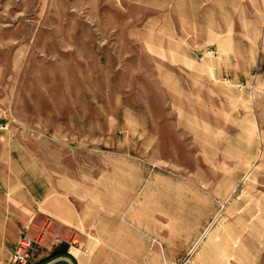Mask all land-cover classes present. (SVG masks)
<instances>
[{"label":"rangeland","instance_id":"374dc122","mask_svg":"<svg viewBox=\"0 0 264 264\" xmlns=\"http://www.w3.org/2000/svg\"><path fill=\"white\" fill-rule=\"evenodd\" d=\"M262 14V0H0V261L30 237L27 204L60 194L103 264H264V67L235 79L212 60Z\"/></svg>","mask_w":264,"mask_h":264},{"label":"crops","instance_id":"0c3cea01","mask_svg":"<svg viewBox=\"0 0 264 264\" xmlns=\"http://www.w3.org/2000/svg\"><path fill=\"white\" fill-rule=\"evenodd\" d=\"M255 21L251 23L255 30L245 33L241 30L239 33L244 48L234 47L233 36L228 31L220 34L222 52L212 59L217 73H230L235 79L241 77L248 80L257 67H264L263 14ZM233 57L237 58L236 62L232 61ZM259 80L264 83V71L259 75ZM25 210L29 214L19 215L17 221L28 225L30 237H38L40 228L47 227L30 264L104 263L95 248L96 241L85 235L87 222L83 210L72 200L71 195L49 194L41 200L34 199L33 204H27ZM22 238L23 235L18 232L13 233L9 242V255L3 257L0 264H11L12 255Z\"/></svg>","mask_w":264,"mask_h":264},{"label":"built area","instance_id":"2783aa9c","mask_svg":"<svg viewBox=\"0 0 264 264\" xmlns=\"http://www.w3.org/2000/svg\"><path fill=\"white\" fill-rule=\"evenodd\" d=\"M255 90L256 99L262 97L261 92L256 88L255 85L252 87ZM47 231V227H42L39 231V235L36 238H30L25 236L22 240L18 243L12 258L11 264H30L31 260L37 251V248L40 244V238L43 234ZM85 249V247H82Z\"/></svg>","mask_w":264,"mask_h":264}]
</instances>
